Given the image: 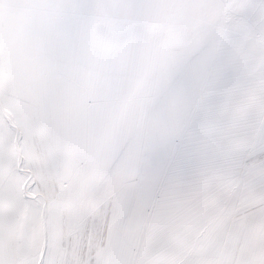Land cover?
Returning a JSON list of instances; mask_svg holds the SVG:
<instances>
[{"label":"snow or ice","instance_id":"1","mask_svg":"<svg viewBox=\"0 0 264 264\" xmlns=\"http://www.w3.org/2000/svg\"><path fill=\"white\" fill-rule=\"evenodd\" d=\"M0 264H264V0H0Z\"/></svg>","mask_w":264,"mask_h":264}]
</instances>
